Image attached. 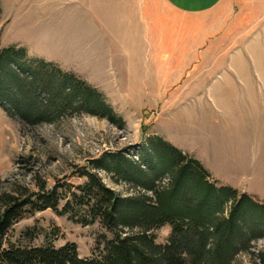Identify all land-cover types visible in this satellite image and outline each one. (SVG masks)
Wrapping results in <instances>:
<instances>
[{
	"label": "rangeland",
	"instance_id": "374dc122",
	"mask_svg": "<svg viewBox=\"0 0 264 264\" xmlns=\"http://www.w3.org/2000/svg\"><path fill=\"white\" fill-rule=\"evenodd\" d=\"M9 46L96 88L124 127L73 112L30 126L0 109V197L37 185L76 186L82 180L75 173L87 160L159 136L210 169L218 185L240 186L234 189L264 205V0H224L192 17L164 0H0V49ZM231 82L240 83L232 90L240 92L239 114L214 102L225 92L219 84ZM221 116L225 126L212 158L209 133ZM100 176L116 192L134 193ZM169 231H154L156 242L164 243ZM109 238L98 223L81 227L45 210L15 223L3 247L74 243L88 258ZM250 247L236 264H252L250 253L264 250V238Z\"/></svg>",
	"mask_w": 264,
	"mask_h": 264
},
{
	"label": "trees",
	"instance_id": "16d2710c",
	"mask_svg": "<svg viewBox=\"0 0 264 264\" xmlns=\"http://www.w3.org/2000/svg\"><path fill=\"white\" fill-rule=\"evenodd\" d=\"M37 93L47 99L37 100ZM0 109L30 126L73 112L124 127L100 91L52 63L28 59L17 46L0 49ZM101 173L134 193L116 192ZM75 176L82 180L76 186L37 185L36 191L0 197V264H236L240 252H249L251 242L264 238L263 204L218 185L198 160L159 136L103 152ZM45 210L81 227L98 223L111 238L88 258L79 256L74 243L3 247L15 223ZM165 226L168 237L157 243L154 231ZM250 255L252 264H264V250Z\"/></svg>",
	"mask_w": 264,
	"mask_h": 264
},
{
	"label": "crops",
	"instance_id": "0c3cea01",
	"mask_svg": "<svg viewBox=\"0 0 264 264\" xmlns=\"http://www.w3.org/2000/svg\"><path fill=\"white\" fill-rule=\"evenodd\" d=\"M164 1L175 12H177L181 15H184V16L192 17V16H198V15L206 14L207 12L216 8L224 0H164ZM229 6L230 7H228V10H229V8H233V6H234L233 1ZM221 24H223V22ZM96 30H98L99 32L101 31L99 24L96 27ZM101 39L102 38H100V40ZM77 57H82V56L78 53ZM78 60H80V59H78ZM219 86H222L220 88L222 90H225V92L222 94L223 98H220V99L216 98L214 100L215 104H218L217 101L221 102L223 100L222 102L224 104H228V105L232 106L233 111L237 110V112L239 114L240 113V92L233 93L232 90L233 89L240 90V83L239 82L221 83V84H219ZM101 88H103V87H101ZM233 106L235 107V109ZM212 110H213V107H212ZM214 110H215V107H214ZM216 110H217V108H216ZM222 110L224 111V109H222ZM216 112H219V110H217ZM220 114L224 115L223 112H221ZM221 119H222L221 121L214 120V122L211 125V127H212L211 131L209 133L210 134L209 135V142L212 145V148H211L212 158H215L216 156H218V154L215 152L216 149H214L215 147L216 148L218 147V142L216 141L215 135L218 134L217 131L219 132V130L225 126V122L223 121L224 117L221 116ZM206 129H208V128H206ZM219 160L221 162H223V164H224V162H227V157L222 154L221 159H219ZM204 168L208 172H210L211 175L215 179H217L216 176L213 174V172L210 171V169H208L206 166ZM234 188H240V186H235Z\"/></svg>",
	"mask_w": 264,
	"mask_h": 264
}]
</instances>
